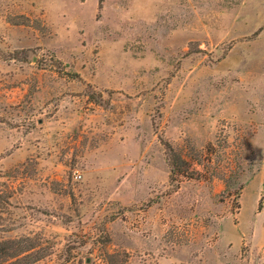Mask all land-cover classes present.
Returning a JSON list of instances; mask_svg holds the SVG:
<instances>
[{
  "label": "rangeland",
  "instance_id": "374dc122",
  "mask_svg": "<svg viewBox=\"0 0 264 264\" xmlns=\"http://www.w3.org/2000/svg\"><path fill=\"white\" fill-rule=\"evenodd\" d=\"M0 264H264V0H0Z\"/></svg>",
  "mask_w": 264,
  "mask_h": 264
},
{
  "label": "trees",
  "instance_id": "16d2710c",
  "mask_svg": "<svg viewBox=\"0 0 264 264\" xmlns=\"http://www.w3.org/2000/svg\"><path fill=\"white\" fill-rule=\"evenodd\" d=\"M168 149L170 151V159H171V164H172V177H173V174L176 171L175 169H177V166H178L176 163V161H178V157L177 155L174 154L173 148L171 146H168Z\"/></svg>",
  "mask_w": 264,
  "mask_h": 264
},
{
  "label": "built area",
  "instance_id": "2783aa9c",
  "mask_svg": "<svg viewBox=\"0 0 264 264\" xmlns=\"http://www.w3.org/2000/svg\"><path fill=\"white\" fill-rule=\"evenodd\" d=\"M76 178H77V179H80V178H81V174L76 173Z\"/></svg>",
  "mask_w": 264,
  "mask_h": 264
}]
</instances>
